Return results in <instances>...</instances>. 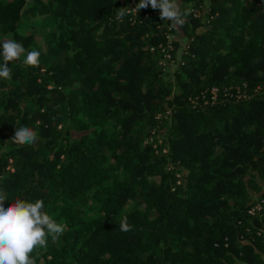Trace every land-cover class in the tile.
<instances>
[{
    "label": "trees",
    "instance_id": "16d2710c",
    "mask_svg": "<svg viewBox=\"0 0 264 264\" xmlns=\"http://www.w3.org/2000/svg\"><path fill=\"white\" fill-rule=\"evenodd\" d=\"M133 2L0 0V41L41 53L0 79L4 205L65 225L36 264H264V0H183L173 72L169 22Z\"/></svg>",
    "mask_w": 264,
    "mask_h": 264
},
{
    "label": "clouds",
    "instance_id": "9594fccd",
    "mask_svg": "<svg viewBox=\"0 0 264 264\" xmlns=\"http://www.w3.org/2000/svg\"><path fill=\"white\" fill-rule=\"evenodd\" d=\"M151 7L159 10V18L169 22L170 28L179 31L187 23L190 12L182 7L181 0H139L135 5L137 13L141 9ZM129 8H118L116 18L123 20ZM23 63L26 66H38L41 53L35 49L27 51L23 44L14 39L0 41V79L10 80L12 70L10 62L18 61L25 54ZM18 145H33L38 141V135L31 127L22 125L15 128L10 139ZM7 200L5 193L0 192V264H36L31 254L37 248H46L48 238L52 243H57L65 231V225L57 223L46 211L41 199L28 202L16 199L5 207ZM119 230L128 232L132 226L127 217L122 218Z\"/></svg>",
    "mask_w": 264,
    "mask_h": 264
},
{
    "label": "built area",
    "instance_id": "2783aa9c",
    "mask_svg": "<svg viewBox=\"0 0 264 264\" xmlns=\"http://www.w3.org/2000/svg\"><path fill=\"white\" fill-rule=\"evenodd\" d=\"M135 5L136 4L133 2L132 3L133 8H135ZM132 11L134 13L136 12L135 10H132ZM192 12L197 17H199L201 15V11H199L197 9H193ZM168 30H169V34L167 35V45L164 49L166 51V54H165L166 60H164V63H167V60L171 59V55L169 54V51L173 49L172 42L174 40V36L172 33H170V31H172V28L169 27ZM248 214L251 217H259L260 219H263L264 218V198L256 200L253 203V205L249 208ZM261 221H262V226L258 232V235L264 237V221L263 220H261Z\"/></svg>",
    "mask_w": 264,
    "mask_h": 264
},
{
    "label": "rangeland",
    "instance_id": "374dc122",
    "mask_svg": "<svg viewBox=\"0 0 264 264\" xmlns=\"http://www.w3.org/2000/svg\"><path fill=\"white\" fill-rule=\"evenodd\" d=\"M174 39H177V40L180 41L181 48L183 46H185V44L187 43V38L185 37L184 34H180L177 37H174ZM181 51H182V49L179 51L180 54H181ZM165 64L168 65L167 68L169 69V71H172L173 72L175 70V68H176V64H174V63H165ZM160 143H161V140H160ZM155 148H157V145H155ZM257 197H259V195L258 194H255L254 195V199L257 198Z\"/></svg>",
    "mask_w": 264,
    "mask_h": 264
},
{
    "label": "crops",
    "instance_id": "0c3cea01",
    "mask_svg": "<svg viewBox=\"0 0 264 264\" xmlns=\"http://www.w3.org/2000/svg\"><path fill=\"white\" fill-rule=\"evenodd\" d=\"M204 2H205V5H208L209 0H204ZM181 4H182V7H183V8L186 6V4L183 2V0H181ZM187 5H188V6H192L193 3L190 2V3H187ZM178 32H179V35L182 34V31H181V30H179Z\"/></svg>",
    "mask_w": 264,
    "mask_h": 264
},
{
    "label": "water",
    "instance_id": "95a60500",
    "mask_svg": "<svg viewBox=\"0 0 264 264\" xmlns=\"http://www.w3.org/2000/svg\"><path fill=\"white\" fill-rule=\"evenodd\" d=\"M163 32V31H162Z\"/></svg>",
    "mask_w": 264,
    "mask_h": 264
}]
</instances>
